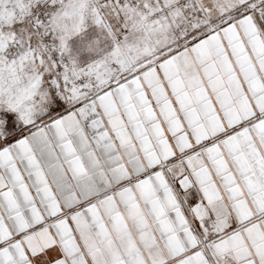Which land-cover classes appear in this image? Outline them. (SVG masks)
<instances>
[{
	"label": "snow or ice",
	"instance_id": "snow-or-ice-1",
	"mask_svg": "<svg viewBox=\"0 0 264 264\" xmlns=\"http://www.w3.org/2000/svg\"><path fill=\"white\" fill-rule=\"evenodd\" d=\"M0 264H264V0H0Z\"/></svg>",
	"mask_w": 264,
	"mask_h": 264
}]
</instances>
